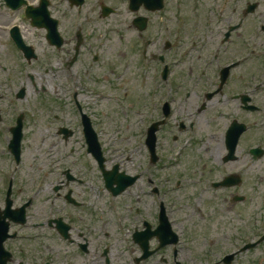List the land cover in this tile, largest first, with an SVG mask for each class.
I'll return each instance as SVG.
<instances>
[{"label":"flooded vegetation","instance_id":"flooded-vegetation-1","mask_svg":"<svg viewBox=\"0 0 264 264\" xmlns=\"http://www.w3.org/2000/svg\"><path fill=\"white\" fill-rule=\"evenodd\" d=\"M187 1L0 0V147L7 153L12 132L22 133L23 149L36 113L44 114L49 106L54 113L73 110L71 118L80 123L83 115L98 116L93 104L120 103L121 95L107 92L109 73L121 83L134 67L140 69L142 49L150 64L151 81H142L150 85L148 101H128L140 117L135 131L140 148H147L148 129L165 121L156 132L151 159L147 154L136 163L134 173L122 163L113 165L137 177L117 197L100 177L93 181L89 168L75 170L80 161L64 170L59 166L54 172L61 174V186L55 192L62 209L52 208L55 217L48 228L30 225L44 221L50 209L38 219L34 212L42 213V207L33 199L26 222L9 215L0 264H119L124 251L118 245L135 249L134 262L140 264L147 241L154 252L148 260L161 257L155 264H170L172 258L180 264L185 253L194 263L200 259L195 247H209L207 259L215 258L212 253L220 255L221 246L229 249L223 257L230 254L234 262L264 245V0ZM102 116L108 117L107 111ZM70 126L57 130L68 129L72 137ZM94 129L100 134L95 123ZM257 133L261 143L253 145ZM95 183L101 184L102 200ZM133 188L135 198L123 203ZM19 195L13 189V210L26 204ZM142 195L153 205L148 219H139L143 212L133 207ZM129 210V223H124ZM165 225L170 232L160 228ZM50 229L59 251L35 256L33 247ZM259 241L255 249L237 253Z\"/></svg>","mask_w":264,"mask_h":264},{"label":"rangeland","instance_id":"rangeland-1","mask_svg":"<svg viewBox=\"0 0 264 264\" xmlns=\"http://www.w3.org/2000/svg\"><path fill=\"white\" fill-rule=\"evenodd\" d=\"M187 2L189 5L191 4V0H188ZM135 41L137 40L135 39L131 40L133 46H135ZM142 56L143 55L141 53V56H140L141 59H142ZM139 70H140V78L138 76ZM148 71H150L148 63L143 64V66H141L140 69H138L137 71L134 67L131 70L128 77L125 80H123L121 83H116V80L113 79L109 73V83H108L109 87H108L107 92L111 94H115V95L119 94L124 98V92L127 90L128 97H125L124 99L121 97L122 100L118 104H115V103L104 104V108H103V104L102 106L93 104L94 113H97L98 115V116L96 115L94 116L93 122L97 124L98 131L100 132L105 155L108 157L109 160H113V161H117V160L124 161L126 158H130L131 161L129 163H125V168L127 167L128 170H132V166L136 168L135 166L136 163L145 161L146 150H144V148L139 147L140 140L135 134L136 126L138 125L140 117H138L135 114V109H132L130 106H128V101H132L133 99H136V100L140 99L142 103H147L150 85L146 86L142 81H149V82L151 81ZM250 72L251 73L253 72L254 74L257 72L256 65L253 68H251ZM242 74H243L242 72L238 71V75H242ZM258 75H259L258 78L261 77V74H258ZM111 94H109V97L111 96ZM48 108L49 109H47L44 112V114L38 113V112L36 113V117L38 118V121L34 122V125L31 126L32 128H34V131L27 134L24 144H23V155H22V163H21L22 170L19 175H21L22 177L24 176L23 177L24 180H22V183H26L29 186V189H28L29 191H34V190L36 191V189L39 188L40 185L36 183V180L40 176L41 172L42 171L45 172L47 170L46 169L47 166L53 163V160L55 161L62 160L64 155H65L64 158H66V156L69 154V152L66 151L67 147H69V149L71 147H75L77 149L76 153L71 154V157H68L67 160H75V158H77V159L82 160L83 162V163L77 164L74 167L75 170L83 171L84 170L83 168L87 169L86 166H84V162H85L84 160H86V158H80V156L84 155V152L80 150V148H78L77 145L71 146L72 143L73 144L80 143L81 138L83 137L81 133V129H82L81 124L75 118H71V114L74 113V111L70 110L69 112L54 113L53 109L50 108V106ZM48 110L50 111H49V114L47 115ZM103 111H107L108 117L102 116ZM54 114H56L58 118H56ZM38 115H40V117ZM257 121L260 122L259 118ZM251 123L253 124L256 123L254 122L253 118H252ZM64 126L65 127L70 126V128H73L75 132V136H76L73 140L72 139L68 140L69 142L67 144V147L64 145V142L61 144V146L60 145L58 146L59 149L56 151L51 150L48 147H44L45 141L49 143L48 141L57 137V133H58L57 128L64 127ZM103 126L108 128L110 131H112V133L108 134L104 129H102ZM43 134H44L43 139L41 138L35 139V136L43 135ZM261 138H262V135L260 133L253 135L252 144L256 145V144L261 143L260 142ZM55 142L57 143L58 139ZM1 150L2 149H0V178L1 176H5V173L7 171L11 172L14 166L11 163L10 156ZM90 165L92 167V170L89 169L90 174L88 172L87 174L93 177L94 182L100 181L99 179L100 173L97 168V165L95 163H91ZM254 169H257V168H254ZM32 176H33V179H31ZM49 178H50V184L56 180L55 176L53 177L50 176ZM16 182H18V180H16ZM96 186H98L99 189L95 188V192L98 193L99 194L98 196L100 197L99 191H101V184L98 183ZM7 187H8V181L0 183V193H2L3 190L7 189ZM27 194H30V193L27 192ZM101 195L104 198L108 197L105 192L101 193ZM135 195H136L135 189L133 188L132 193H128L126 196L122 198V202L126 203V199L128 197H132ZM39 196L40 197L38 198L37 204L39 205L38 208L42 207V213L34 212V215H36L38 219H42L43 216L45 217L48 209L51 207H59L60 210L62 209L61 203L54 201L53 198L55 197V194L53 193L52 190H50V185L44 184L42 188V192L39 193ZM252 198H253L252 204L256 205L257 198L253 195H252ZM141 199H142L141 204L137 205V207H139L142 210L143 218H141V216H138V218L148 219L150 218L151 214L154 212L153 205L150 199L146 198V196L144 198L142 197ZM100 200H102L101 197H100ZM54 202L55 204L53 205ZM176 202H179V199H177ZM128 204H130V202ZM248 210H244L243 212H246V211L248 212ZM129 211L130 212L128 213V215L125 216L124 223H129V217L132 214V211L131 210ZM238 212H241V210L239 209ZM195 224L197 225L198 223L196 222ZM111 227H113L115 230L114 221L111 224ZM197 229H199V227H197ZM217 231L219 234H221L220 226H218ZM45 232L46 233H44L43 238L41 237L39 241H37L36 246L33 247L36 249V252L34 254L37 257L38 255L46 256L48 254H52L55 250L59 251L57 248L60 246V243H59V240H56V238L54 237L55 232L53 231V229L51 231L45 230ZM127 245L129 246V244ZM217 246L220 247L221 245L220 246L217 245ZM118 247L121 251H124L121 257L122 260L119 262V264H136L133 258L134 256L137 255L135 253L136 251L135 249L131 247L122 248L120 245H118ZM221 247H226V246H221ZM221 247L219 248L220 255H218L217 253L216 254L212 253L215 256V258L209 257L207 259L206 256L208 254V249H210L209 247H201L203 251H199L198 248L195 247L194 248L195 254L194 252L193 254L197 255L200 258L199 260L197 261L195 260L193 261L194 263H192V255L190 253H185V255L181 259H179V261L182 264H218L217 261L223 257L222 254L228 252L229 250L228 248H221ZM127 249H131V250L127 251ZM216 249L217 247L216 248L214 247L215 251ZM211 250L212 249H210L209 251ZM202 252H204V254H202ZM117 256L120 257L119 255H116V257ZM129 256H131L130 259H128ZM220 256L221 258L219 259ZM158 257L156 258V256H154L153 257L154 259L152 261L148 260L146 262L149 264H155V262L160 261L161 259L160 256ZM132 258H133V261H132ZM166 258H168L169 260L168 254ZM58 260L60 262L63 261V259H58ZM172 260L173 258L171 259L170 264H173ZM162 262L164 264H169L164 261ZM233 264H264V245L256 249L254 251V254L251 253L246 258H243V257L238 258V260H235Z\"/></svg>","mask_w":264,"mask_h":264},{"label":"water","instance_id":"water-1","mask_svg":"<svg viewBox=\"0 0 264 264\" xmlns=\"http://www.w3.org/2000/svg\"><path fill=\"white\" fill-rule=\"evenodd\" d=\"M90 136H91V139L93 141V144H94V155L96 156V158L99 160L101 166L103 165V157H102V153L100 152V147L98 146L97 142H96V135L94 133H92L91 131H87V137L90 139Z\"/></svg>","mask_w":264,"mask_h":264}]
</instances>
